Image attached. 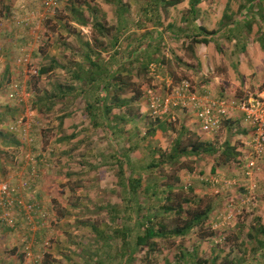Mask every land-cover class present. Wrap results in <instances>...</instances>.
Wrapping results in <instances>:
<instances>
[{"label":"rangeland","instance_id":"374dc122","mask_svg":"<svg viewBox=\"0 0 264 264\" xmlns=\"http://www.w3.org/2000/svg\"><path fill=\"white\" fill-rule=\"evenodd\" d=\"M42 1L35 0L28 3L29 6H22L23 9L18 10V13L7 15L9 20L5 19V22L12 24L14 31L23 42L14 48L10 46V51L6 50L10 52L8 57L3 48L0 49V87L4 88L0 98V114L4 107H10L12 110L10 114L1 115L0 125H5L7 131L15 129L16 135L13 136L19 143V156L11 158L8 162L10 165L15 162L16 168L22 167L18 180L19 189H23L22 193L26 191L28 196L32 191L29 189L31 182L33 181L34 187H38L35 181L40 182L47 186L45 191L61 198L59 203L64 208L70 207L73 222L77 218L82 222L92 218L100 224L110 222L114 210L126 206L123 201L125 195L122 192V183L126 182V177L132 176L139 178L142 184L139 196L136 198L137 204L143 207V210L134 213L137 217L135 222L148 208L155 216L153 223L158 224L156 228L161 225L165 230H169L182 225L185 218H190L191 214L212 207L209 219L186 236L155 238L153 240L155 247L152 251L147 252L145 247L136 250L132 254L134 264H195V260L210 264V260L215 255H218L215 264H228V259L229 261L234 259V264H247V261L251 263L257 260V257L252 259L254 252L251 246L257 248L258 245L248 238V234L254 224L264 227V154L255 157L252 155L254 137L252 125L247 122V124L240 123L239 129L230 128L228 132L224 127L216 133L199 132L192 141L178 133L180 129L178 117L184 111L180 113L178 110H173L159 119L163 125L160 129L155 128L156 133H152L151 130L157 126L158 119L150 117L143 93L147 89H152L162 94L166 90L168 80L177 83L180 79H186L192 83L188 76L181 75L167 77L161 82L160 70L155 76L148 72V75L145 73L143 77H136L134 82H130L127 89L119 95L121 99L135 97L137 93L142 97L131 112L136 114L137 119L132 123L118 122L120 134L118 133L114 139L110 138L111 132L104 127L93 130L91 124L80 122L86 119L83 112L84 101L75 95H68L65 99L47 100L40 104L37 102L40 91L49 89L50 76H37L34 71L39 73L42 67L49 66L47 53L52 46L55 44L58 50H61L64 43H70L66 41L68 38L64 37L65 31H71V34L78 36L83 35L91 41L97 37L90 28L76 32L79 28H72L71 18L60 10L62 4L72 1L80 5L91 4L94 7L100 4L97 2H102V0H59L58 7L54 11H46ZM227 1L216 0L210 3V0H202V6L206 11L214 14L207 28L212 31L220 29L219 16L225 14ZM228 3L227 16L229 15L231 20L233 18L239 20L241 17L238 9L244 0H230ZM138 9L135 17H143L142 9L139 11ZM162 13H165L164 8ZM178 13L180 15L184 11L181 8L169 9L166 13V21L172 23L179 17ZM172 14L176 16L173 17ZM54 18L60 21V27L54 22ZM1 19L0 17V23H2ZM257 28L256 23L252 25L250 38L258 36ZM231 29L230 24V28H225V33L228 35ZM262 36L264 37V34ZM227 44L233 48L231 41ZM259 47L260 58L255 65L262 64L260 75L254 73V76L252 70H255V66L247 65L249 72L246 75V83L242 79L243 76L239 75L237 78L240 86L246 84L247 89L242 91L237 89L238 92L233 95L235 97H226L227 99L251 98L264 103V93L260 94L256 91L258 87L264 90V43L263 47ZM13 49L14 51H11ZM58 54L62 55V51ZM23 59H27V62H22ZM230 59L233 57L230 56ZM237 69L238 67L235 68L236 71ZM207 75H199L198 78L207 79L212 77L213 73L208 71ZM58 79L62 80V77ZM202 84L204 83H199L198 86ZM10 85L17 86L18 96L14 99L8 96ZM192 85L194 86L193 83ZM49 108L50 111H47ZM122 111L124 108H115L108 117L117 116ZM22 127L26 132L22 131ZM2 139L5 140L3 137ZM225 140H229L232 147L241 146L244 149L243 152H239L241 156L238 160L227 163L217 162V155L211 156L205 153L197 156L184 155L174 163L168 160L169 153L177 141L180 143V148L194 142H202L218 150ZM160 155L163 158H159ZM250 159L255 160L252 169L247 168V161ZM165 160L163 165L159 164ZM152 162L158 165L153 169H145ZM12 180L6 177L0 179V182L11 186L12 197L17 199L20 197L25 206L30 205L31 203H27L23 195H18V188L14 187ZM155 184H157L155 189L157 196L151 195L154 193V188L147 195L143 194L144 185L147 187ZM166 186L172 187L171 192L159 194V191L166 189ZM165 196H168L170 201L159 200ZM183 198L189 199V202H184ZM88 201L97 202L87 204L91 208V214L84 212ZM163 205L174 208L180 205L182 212L180 215L164 214L161 208L159 209ZM98 207L101 210H98ZM13 209L8 214L12 221L10 226L13 225L15 228ZM23 211L29 216L35 212V210L31 213L27 212L28 209ZM46 213L47 221H50L52 211ZM115 214H119L120 218L125 212ZM116 222L118 225L121 224L118 220ZM6 226L11 228L7 224ZM142 228L135 226L134 236L140 234ZM259 237L263 239L264 236ZM18 240L24 244L26 237H20ZM260 264H264V258L260 260Z\"/></svg>","mask_w":264,"mask_h":264},{"label":"crops","instance_id":"0c3cea01","mask_svg":"<svg viewBox=\"0 0 264 264\" xmlns=\"http://www.w3.org/2000/svg\"><path fill=\"white\" fill-rule=\"evenodd\" d=\"M34 1L0 0V17L2 18L0 49L3 48L7 57L10 53L7 52L10 51V46L17 47L23 40L14 31L12 24L6 23L5 19L9 20L7 15L13 12L18 13V10L23 9L22 6H29L28 3ZM213 1L210 0V3ZM229 1H227L225 9L229 8ZM97 3L100 4L94 5V7L91 4H74L72 1L62 4L60 10H63L67 17L71 18L70 24L73 29L79 28L76 32H79L80 29L83 31L84 28H90L97 37L91 41L83 35L71 34V31L64 32V37L68 38L66 41L70 43H64L61 50H58L59 48L54 44L47 53L50 63L48 66L50 69L45 74L50 76L49 89L47 90H55V86H58L55 84L58 83L62 86L61 91L65 93L70 91L71 94L68 95H75L84 100V93L102 91L104 84H109L111 91L116 89L113 85H119L122 82H125L128 87L136 77H143L145 73L148 75V66L154 63L158 65L156 71L160 70L161 82L167 77L175 75L188 76L199 96L207 95L216 99L233 98L235 97L233 95L238 92L237 89L239 91L247 89L246 84L242 87L237 81L238 76L241 75L246 83V75L249 72L247 65H254L255 70H252V74L260 75V65L262 64L255 65V62L260 58L258 51H260L261 44L258 36L250 38V34L246 30L239 31V35L228 31L227 35L225 28H230V25L226 23V19H222L224 14L219 16L220 29L218 31L207 28L211 24L214 14L206 11V8L202 6V0H181L173 7L164 5L161 0H102ZM156 6H158L157 10ZM136 8H139L138 11L142 9L143 17H135ZM162 8H164V14ZM173 8H181L184 13L180 15L178 13L179 17L169 24L166 21V13ZM76 10L82 14L78 21L73 16V11ZM172 16L176 15L172 14ZM241 18L239 20L233 18V20L242 22ZM53 20L58 26L60 25L59 20L55 18ZM83 20L88 24L82 25L80 21ZM198 39H205L207 43H198ZM230 41L233 48L227 44ZM60 51H62V55L58 54ZM230 56L233 59H230ZM92 61L95 63L92 64ZM220 66L222 67L219 68ZM236 67H238L237 71ZM208 71L213 73L212 77L198 78L199 75L208 76ZM77 74L81 79H76ZM113 76L116 77V82L110 81ZM59 77H62V80H59ZM199 83L204 84L198 86ZM259 88L256 91L263 94L264 90ZM3 92L4 88L0 87V98ZM67 96L65 94V98ZM1 111L3 112L0 114V121L1 115L10 114L12 110L10 107H4ZM178 111L181 113L180 110ZM85 118L80 122L91 124L90 120ZM96 118L98 123H102L101 115ZM178 118L180 120L178 133L183 137L192 140L201 132L195 113L191 109L181 113ZM224 121L221 127H224L227 132L230 128L239 129L240 123H246L245 117L240 113H234ZM0 126V179L9 177V179H13V185L18 187L22 167L16 168L15 162L10 165L8 161L11 160L10 158L19 156V143L15 136L6 130L5 125ZM90 127L93 130L101 128L100 126ZM4 130L5 132H3ZM117 134L118 132L114 130V134L111 133L110 138L114 139ZM129 141H131V137H129ZM236 149L239 152L244 151L241 146ZM36 183L38 187H34L32 184V191L28 196L26 191L22 193V190L18 188L19 196L23 195L28 203L37 205L35 212L29 216L19 207L13 209L15 228H7L0 220V264H134V258L131 256L130 258L126 256L122 262L118 258L114 259L112 253L114 248L117 252L118 249L123 248L124 244L133 245L135 239L133 229L141 219L145 220V216L148 217L149 213H143L141 218L135 222L137 217L134 213H130L125 206L116 210L118 213L125 212L121 215L122 218L125 217V221L121 217L116 219L121 222L120 225L116 220H111L112 218H110V222L100 224H97L92 218H87L83 222L77 218V221L73 222L70 207L64 208L59 203L60 197L45 191L47 188L45 184L35 181ZM122 187L126 188V191H122L125 195L123 201L128 204V200L132 197L129 196L127 190V181L122 183ZM94 202L88 201L84 212L91 214V208L87 204ZM98 210H101L100 207ZM47 211H52L51 217H49L50 221H47ZM51 220L54 221L51 222ZM113 231H118L115 240H102L103 237L100 234H111ZM20 237H26L24 244L18 240ZM263 252L264 249L254 252L252 259L257 257V260L246 263L260 264V260L264 258ZM104 253H110L113 259H103ZM127 255H129L128 250ZM217 256L215 255L210 260L211 264L215 263ZM227 261L235 262L234 259Z\"/></svg>","mask_w":264,"mask_h":264},{"label":"trees","instance_id":"16d2710c","mask_svg":"<svg viewBox=\"0 0 264 264\" xmlns=\"http://www.w3.org/2000/svg\"><path fill=\"white\" fill-rule=\"evenodd\" d=\"M161 1L164 3V5H167L169 7L176 6L177 4L181 2V0H168V1L161 0ZM73 3L76 4V2H73ZM227 10L228 8L225 10L224 19H226V22L228 21L231 22L230 24L233 26L232 29L230 30L231 33H237L239 35V31L246 30L247 32H250L252 25L256 23L258 25V28H257L258 40L261 46L263 47L264 37L262 36V34H264V0H244V3H241L238 9L239 10L238 14L240 15V17H242L241 18L242 22L238 20L234 21L233 19L231 20L229 15L227 16V13H226ZM76 15H78V17ZM81 15L82 14L79 11L77 10L73 11V16L77 21L79 20V16ZM80 22L82 23V25L88 24V22L84 20ZM240 23L241 25H239ZM234 30H237L238 32H235ZM203 32H206V31H203ZM207 33L210 34L209 32ZM198 43L206 44L207 40L198 39ZM93 63L95 62L92 61V64ZM151 64H154V63H151ZM149 66H148V72H149ZM49 69L50 67L48 66L42 67L39 73L36 72V75L43 76L46 73H48ZM73 78L75 79V77ZM76 79L77 80L81 79L79 74L76 75ZM110 81L116 82V77L113 76L112 78H110ZM55 85H58V86H55L56 87L55 90L53 89L51 91L46 90V89L41 90L40 96L37 102H40L41 104V103L47 102V100L48 101L55 100V98L63 99L65 98V94L66 96L68 94H71L70 91L66 93L61 91L62 86L60 84L57 83ZM110 87L111 86H109V84L108 85L104 84L102 85V91H96L97 93H94L92 91H87L86 94L84 93V97H83L84 98L83 101L85 102L84 113L86 117L90 120L92 127L94 128L98 126L104 127L107 131L114 134V130H116L118 133L120 132V129L117 126L118 122L125 124L128 122H132L131 120L137 119L136 114L134 113L131 114V112H132V108L135 106V104H137V101H139V99L142 96L139 93H137L135 97L131 96L128 99L127 98L121 99L119 95L123 93L124 89L127 87L125 82H122L119 85H113V87L116 88L113 91L110 90L111 89ZM115 108H120V109L124 108V111L120 112L117 116H114L113 118L110 119V117L108 116L112 113V111ZM47 111H50V108ZM99 114H101V116L103 117L102 123H98L96 121L97 120L96 117H98ZM113 121H115V123H112ZM223 121L224 120H222V123ZM156 123H157L156 127L158 129H160V127L163 125L161 121H159V119L156 121ZM224 123H226V121H224ZM226 126L228 127L230 125H226ZM154 131L155 129L151 130L152 133H154ZM201 153L209 154L211 156L217 155L216 161L217 162L223 161L224 163L230 162L231 160H236V159L238 160L239 156H241L239 151H237L235 147H232L230 145L229 140H225L224 143L221 145L220 149L218 150L202 142H194V143H191L189 146L180 148V143L179 141H177L175 145L173 146L171 152L169 153L168 160H171L170 163H174L175 161H178L184 155L197 156ZM123 156L125 157V153L123 154ZM159 158H163V156L160 155ZM165 162L166 160L159 164L163 165V163ZM157 165L154 162H152L150 165L145 167V169L147 170L153 169ZM126 181H127V186H128L127 190L129 192V196L132 197V199L128 200V204H126V208L129 210L130 213H139L141 209L143 210V207H140L137 204V198L140 192L139 189L141 188V185H142L141 180L139 178H133L132 176L131 177L129 176V177H126ZM32 184H33V181L31 182L29 189L32 188ZM156 186L157 184L152 185V186L147 185V187L144 185L143 194L147 195L154 188V193H152L151 195L157 196V193L155 191ZM16 188H19V187H16ZM20 189L23 190L22 188ZM123 190L126 191V188H123ZM171 190H172V187L166 186V189L159 191V194L162 195L166 191L169 194ZM161 199L164 201H168V200L170 201V198L168 196H165L164 198L163 197L159 198V200ZM183 201L189 202V199L183 198ZM32 205H34L33 209L35 210L37 205L36 204H32ZM160 208L164 214L175 213L177 215H180L182 212V207L180 205H178L177 208H174L170 205H163L162 207H159V209ZM211 211H212V207L209 206L203 209V211L201 212H196L194 214H191L190 218H185L182 225L177 226L173 229L165 230L164 227L161 225H159L158 229L156 228L158 224L153 223L155 216L150 212V209L146 208L145 214L149 213L148 217L145 216V220L141 219V221L137 225V228L144 227L142 228L141 233L135 235L133 245L124 244L123 248L118 249L117 252H115V248H114L113 253H112L114 255L113 258L114 259L118 258V260L123 261V259L126 258V256H128L129 258L130 256L132 257V254L135 253L136 250L141 249L143 247L147 248V252H150L155 247V243L153 242L155 238L184 237L187 234L191 233L193 229L195 230L201 227L204 224V222H206L209 219L208 216ZM115 213H118V212L114 210V215H111V218H112L111 220H116L119 218V216ZM122 220L125 221V217L122 218ZM117 232L118 231H113L111 234H104V235L100 234V236L103 237L102 239L103 241L104 240L112 241V240H115ZM258 236H264V227L260 224H254L251 228V232L248 234V238L256 242L258 247L255 248L251 246L252 252H258L264 249V237L263 239H261V237L258 238ZM131 246H133V248H131ZM127 250L129 251V255H127ZM102 258L110 259L112 258V256L110 255V253H104L102 255ZM195 264H204V263H201L198 260H195ZM212 264H215V263H212ZM228 264H234V262H228Z\"/></svg>","mask_w":264,"mask_h":264},{"label":"built area","instance_id":"2783aa9c","mask_svg":"<svg viewBox=\"0 0 264 264\" xmlns=\"http://www.w3.org/2000/svg\"><path fill=\"white\" fill-rule=\"evenodd\" d=\"M59 0H43L42 5L46 11H54L58 7ZM22 62H27L23 59ZM157 64L149 66V73L155 76ZM36 74V72L34 71ZM9 97L16 98L18 96L17 86H9ZM145 104L150 117L160 119L162 116L173 110L186 111L191 109L195 113L202 133H216L220 130L222 120L230 117L234 113L243 114L245 121L252 125L253 131V148L252 155L260 156L264 154V103L255 101L251 98L247 99H227L225 97L212 99L209 96H199L196 94L195 87L189 80L183 79L177 83L167 81L165 92L157 93L152 89L144 92ZM251 99V100H250ZM25 128L22 127V131ZM12 135H16L15 129L8 131ZM26 132V130H25ZM24 132V133H25ZM28 133V132H27ZM254 159L247 161V168L252 169ZM248 174V173H247ZM12 188L5 182H0V220L6 225L12 224L9 218V211L19 207L22 210L28 209L31 212L34 205L25 206L22 200L12 197ZM13 228V225L10 226Z\"/></svg>","mask_w":264,"mask_h":264}]
</instances>
